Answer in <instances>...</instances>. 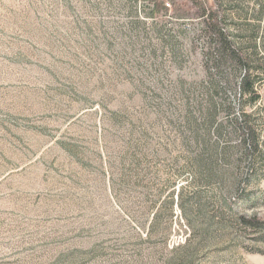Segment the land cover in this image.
Here are the masks:
<instances>
[{
  "label": "rangeland",
  "instance_id": "374dc122",
  "mask_svg": "<svg viewBox=\"0 0 264 264\" xmlns=\"http://www.w3.org/2000/svg\"><path fill=\"white\" fill-rule=\"evenodd\" d=\"M220 5L261 95L214 98L223 181L198 170L186 121L205 133L194 10L0 0V264H264V226L240 220L264 219V0Z\"/></svg>",
  "mask_w": 264,
  "mask_h": 264
},
{
  "label": "trees",
  "instance_id": "16d2710c",
  "mask_svg": "<svg viewBox=\"0 0 264 264\" xmlns=\"http://www.w3.org/2000/svg\"><path fill=\"white\" fill-rule=\"evenodd\" d=\"M145 1L151 5V12L154 14H165L171 10L173 14L181 16L194 10L195 15L202 20L203 30L207 34L208 41L205 57L208 83L206 86L200 87V93L205 100L203 104L202 102L198 103L197 110L202 113L200 115L203 117L202 123L205 127V133H200V124H197L194 117H187L186 121L192 129L194 137V148L197 150L194 163L198 166V170L201 168L205 170L206 180L223 181L225 171L219 168L218 163L214 164L218 160L215 156L219 155V161L223 164L227 163L228 154L224 148H220L216 143H211L208 138L210 128L216 123L215 116L220 104L214 98L221 92L226 94V91L230 88L237 89L239 94L247 95L253 102L260 98L259 91L255 89L256 78L251 72L252 59L244 54L242 49L232 41L231 35L226 29L225 17L220 9V0ZM227 68H230L234 75H240L236 83L228 80ZM213 131L220 135L222 126L216 125ZM238 131L243 134V141L255 136L254 129L250 125L246 113H243L242 121L234 126V132ZM248 147L252 151L257 149L256 144ZM246 181L249 182V179H246ZM231 189L233 190L234 187H231ZM196 199L199 201L198 197ZM179 202L180 207L183 209V199L181 198ZM240 220L243 224L252 228L264 226V219L262 220L255 215L252 217L242 216Z\"/></svg>",
  "mask_w": 264,
  "mask_h": 264
}]
</instances>
